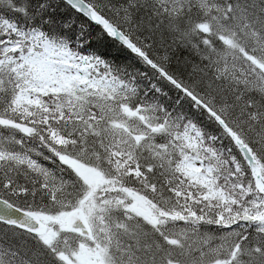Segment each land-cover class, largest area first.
I'll return each mask as SVG.
<instances>
[{
  "label": "snow or ice",
  "instance_id": "snow-or-ice-1",
  "mask_svg": "<svg viewBox=\"0 0 264 264\" xmlns=\"http://www.w3.org/2000/svg\"><path fill=\"white\" fill-rule=\"evenodd\" d=\"M0 264H264V0H0Z\"/></svg>",
  "mask_w": 264,
  "mask_h": 264
}]
</instances>
